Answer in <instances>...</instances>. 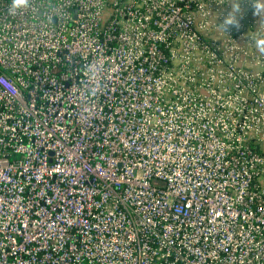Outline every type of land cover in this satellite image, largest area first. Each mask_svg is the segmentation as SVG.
I'll return each instance as SVG.
<instances>
[{
  "label": "built area",
  "instance_id": "1",
  "mask_svg": "<svg viewBox=\"0 0 264 264\" xmlns=\"http://www.w3.org/2000/svg\"><path fill=\"white\" fill-rule=\"evenodd\" d=\"M0 0V264H264V16L230 0Z\"/></svg>",
  "mask_w": 264,
  "mask_h": 264
},
{
  "label": "clouds",
  "instance_id": "2",
  "mask_svg": "<svg viewBox=\"0 0 264 264\" xmlns=\"http://www.w3.org/2000/svg\"><path fill=\"white\" fill-rule=\"evenodd\" d=\"M245 0H230L227 4L230 6V11L224 16L223 20L218 23V27L225 33L229 31L230 28L239 29L240 23L238 17L242 16L244 9L242 8V3ZM251 4L253 9V14L256 17L264 16V0H247ZM30 5V0H12L9 11L11 14H16L17 11L28 8ZM256 49L264 55V36H260L254 41Z\"/></svg>",
  "mask_w": 264,
  "mask_h": 264
}]
</instances>
